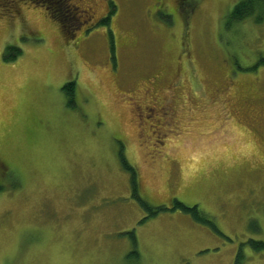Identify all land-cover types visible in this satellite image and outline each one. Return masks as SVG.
<instances>
[{
	"label": "rangeland",
	"instance_id": "rangeland-1",
	"mask_svg": "<svg viewBox=\"0 0 264 264\" xmlns=\"http://www.w3.org/2000/svg\"><path fill=\"white\" fill-rule=\"evenodd\" d=\"M240 1L0 0V264H264V19Z\"/></svg>",
	"mask_w": 264,
	"mask_h": 264
},
{
	"label": "trees",
	"instance_id": "trees-1",
	"mask_svg": "<svg viewBox=\"0 0 264 264\" xmlns=\"http://www.w3.org/2000/svg\"><path fill=\"white\" fill-rule=\"evenodd\" d=\"M255 16V20L256 22H262L264 19V0H241L239 3H237L229 16V20L231 22H241L243 20H245L248 17H252ZM56 17V16H55ZM257 18V19H256ZM109 19V18H108ZM108 19L106 21H103L101 23H106L108 21ZM58 21H60L58 19ZM62 24V23H61ZM66 28V27H65ZM66 34H70L68 33L67 28L64 31ZM72 34H70L71 36ZM15 50V54L13 55H7L5 59L7 60H15L16 55L19 53V50L13 47H7L6 51H11V50ZM259 64H264L262 62H260ZM74 88H75V83L72 82H67L66 84L63 85V87L61 88V91L63 92V94L66 97L67 100V106H70L73 104V98H74ZM119 158H120V162L121 165L123 166V168L129 172L130 174V185H131V195L132 197L136 200V202L138 203V205L143 208V210H145L149 216H153L155 215L156 211L159 209H153L151 208L146 202H144L137 194V178H136V171L134 168H132L128 162L126 161V159L123 156L122 151L119 152ZM2 186L0 185V192L2 190ZM175 205L184 212H189L192 214L193 218L198 221V222H202L206 225H209L211 227V229L214 232H218L217 228L215 227L214 223L209 221L204 215L200 214L197 212L196 210V206L189 208L186 207L180 203H175ZM146 219V218H145ZM144 219V220H145ZM142 220V221H144ZM250 245H253V247H258L259 249H264V243L261 242H254V241H250ZM239 262V256L237 257L236 260V264Z\"/></svg>",
	"mask_w": 264,
	"mask_h": 264
}]
</instances>
